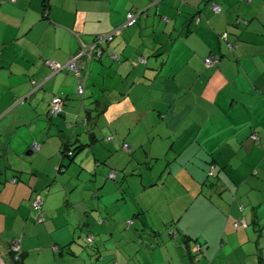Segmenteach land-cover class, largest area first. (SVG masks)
<instances>
[{
  "label": "crops",
  "instance_id": "crops-1",
  "mask_svg": "<svg viewBox=\"0 0 264 264\" xmlns=\"http://www.w3.org/2000/svg\"><path fill=\"white\" fill-rule=\"evenodd\" d=\"M132 11L140 14L129 25ZM115 30L101 54L82 64L79 93L70 59ZM225 32L232 50L220 37ZM210 54L218 58L213 67L205 64ZM55 95L65 101L58 116L49 112ZM17 108L23 117L8 121ZM65 129L77 132L80 146L66 167L86 150L84 169L122 178L109 187L132 205L111 207L103 190L81 212L71 202L58 205L62 186L51 179L58 159L66 162L52 157L55 142L73 140ZM25 150L46 157L47 170L2 169L5 157L22 160ZM43 190L49 242L31 220ZM263 204L264 0H0V264H19L10 254L16 238L25 251L21 264H130L142 245L148 252L163 247L161 263L145 264H194L186 247L194 251L195 238L204 245L199 264H264V242L255 236L264 234ZM91 212L104 219L99 226L91 228ZM132 212L134 232L125 238L122 222ZM239 219L247 225L236 228Z\"/></svg>",
  "mask_w": 264,
  "mask_h": 264
},
{
  "label": "rangeland",
  "instance_id": "rangeland-1",
  "mask_svg": "<svg viewBox=\"0 0 264 264\" xmlns=\"http://www.w3.org/2000/svg\"><path fill=\"white\" fill-rule=\"evenodd\" d=\"M80 98H78V99H80ZM23 111H24L23 108H19V109L17 108V110H15V112L10 115L11 118L8 121L15 120L14 117H16V116L23 117V115H22L23 114ZM48 124H49L48 122H41L40 125L41 126H45V128H47L48 127ZM45 132H46V136H47V129H46ZM61 132H62V135L66 132V135L65 134L64 135L65 136H68V137L73 135V140L71 142L70 139L65 138L62 141V143L61 142H55L56 143V146L53 149L55 155H54V157H52L55 160H57V158H59V157L62 158V153H61V148L62 147L65 148V146L68 144L69 145L68 147L73 150L77 146V143H76V137L78 136L77 132L76 133H72V129L69 130V131L66 130V131H61ZM59 139L61 141V138H59ZM52 141L53 140H51V142ZM38 142L40 144H42V142H41L40 139H39ZM47 152L50 153V152H52V150H48ZM85 152H86V150L78 157L79 159L78 160H74L69 167L60 166L61 159H58V164L54 167L55 169H54L53 177L51 179L52 180L51 182H53L54 179H55V181L58 180L57 183H59V185L62 186L61 191L58 192V195L59 196L56 199V200H58V205H60L62 202L65 201V207H67V206H69V204L71 202L72 203L71 206L74 207V208L77 207L76 210H78L79 212H81L85 208H87L88 205H97V204H95L96 203V199H97L96 192L97 191H101V190H103V193H104V196H105L104 197L105 198V202H109L111 207H113V206L114 207H117L118 206L117 203H120L123 206L124 205H127V206L132 205V203L129 200V198H128V202L125 203L124 198L123 199H117V196H113L114 195L113 193H115V191H114L115 189L109 187V184H111V183L116 184L122 178H120L119 180L109 179V178H106V176H107L106 174L107 173L105 174L106 176L104 175L101 178L100 175H97L94 171H87L86 169H84L85 166H86L85 165V162L88 161L87 160V154ZM66 153H68L69 155H71L72 154V151L71 150H68ZM13 157H11V156H9L8 158L5 157V159L3 161V166H2V169L3 170L6 168V166L8 165V163H11L12 165L14 164V165L20 166V167H21V164H22V166H27V167H30L33 164H35V165L39 166V168H41V170H47V168H42V167H45L46 166V161H47L46 160V157L45 158L43 156H40L39 157L35 153L29 154V151L28 150L23 151V153H22V160H12ZM63 158L65 159V162L66 163L70 161V159L67 156H65ZM83 159H85V160H83ZM58 168L61 169L60 170V173L58 172L60 174V176H59V179H56L55 176L57 174V169ZM208 176L211 177V179H210L211 182H212V179L213 180L215 179L216 173H215V169H213L212 166H210V168L208 170ZM103 181L104 182L109 181V182H108V184H105V187L99 189V186L102 184ZM211 182H209L208 184L210 185ZM125 184H126L127 189H128V186H130V183L128 185L127 179H125ZM130 189H131V187H130ZM116 190H117V188H116ZM44 191L45 190H43V192ZM117 191H118V196L120 195L119 193H123V194L125 193L121 189H118ZM129 191L131 193H134L131 190H129ZM43 192H42V200L44 202V200L46 199V197H48V195H46L45 192L44 193ZM216 197L218 198V196H216ZM35 199H36V197L33 200L35 201ZM230 200L231 201L229 202V206L235 201L234 200V196L231 197ZM68 202H69V204H68ZM32 205H33V203H32ZM32 205H31V207H32ZM262 208H264V204L262 205ZM43 210H44V207H43ZM34 211L36 212V214H41V209L36 208ZM119 211H120V209H119ZM44 212H45V210H44ZM262 212H263V216H264V211H262ZM89 218L93 221V225L91 226V228L100 225V216H98L96 214H93L91 212ZM130 218H132V219L135 218L134 217V212H132L130 214ZM136 218H135V220H136ZM108 220H106L105 223H108ZM121 221H122L121 219H118L117 220V223H119ZM127 221H128V219H124L123 220L122 223H124V229H121L120 234L121 235H124L125 238H131V236L128 233H126V232L129 229H131L129 233L134 232V228H129L128 225H127ZM46 222H47L46 221V218L44 217V219L42 221L36 222L35 224L38 225V230L40 231L39 233L41 234L40 239H42V241H44V242H46V241L49 242L48 240L50 239V237L47 234V230L49 228H46V226H45V223ZM236 223L237 222H235V227L236 228L241 223H242V226H246L247 225V224L244 223L243 219H241V220L239 219L238 224H236ZM250 228L252 229V226L251 225H250ZM252 232L254 233L253 230H252ZM147 233L153 235L155 242H159V239H158L159 238V235L156 236V234H157L156 232L147 229ZM84 236H86V232L84 233ZM255 236H259V238H261V242H262V245H263V242H264V234L262 235V233L256 232V235ZM116 238H118V237L116 236ZM120 241H121V243L128 244V242L125 241V240H120ZM254 242H255V240H254ZM169 244H172V243L169 242ZM195 244H196L195 246H199L198 245V242L195 243ZM127 246L128 245H126V247ZM203 248H204V246H203ZM232 249H233V247L227 248V250L229 252H231ZM37 250H38V248H37ZM153 250L154 251H149L148 252V250L146 248H144V246L142 245V248H141L142 254L135 253L134 256H133V258L131 259V263L130 264H145L146 260H148L149 262L150 261L151 262H153V261L155 262V258H158L159 257V254H161V252H159V251H163V247L161 246V247H158L156 249L153 248ZM171 250H175V247H172L171 246ZM263 250H264V248H263ZM192 251H193V248H192ZM187 255L190 257V255L188 254V252H187ZM187 255H186V259L187 258L190 259ZM192 255H195V254L193 253ZM202 255H203V251H201V253L196 256V260H195L194 264H199L200 257ZM258 255L259 254H256V257L257 258H258ZM159 262L161 263V258L159 259Z\"/></svg>",
  "mask_w": 264,
  "mask_h": 264
},
{
  "label": "built area",
  "instance_id": "built-area-1",
  "mask_svg": "<svg viewBox=\"0 0 264 264\" xmlns=\"http://www.w3.org/2000/svg\"><path fill=\"white\" fill-rule=\"evenodd\" d=\"M3 2L9 1L11 3H15L18 0H2ZM159 1V0H156ZM252 1V0H249ZM212 9L216 12V13H221L222 12V7L221 5L215 3L212 5ZM140 12H135L132 11L128 14V19H127V24H134L137 22L138 20V16H139ZM121 30V29H119ZM118 30V31H119ZM117 30L113 31L110 34H106V35H102L100 37L97 38V40L95 41L94 44L92 45H86V44H82V48L80 50L79 53H77L76 55H74L68 65L67 68L71 69L72 71L76 72V73H80L79 76V87H78V92L79 93H83L84 92V76L81 74L80 68L81 65L84 64L83 61L85 59L91 60V58H93L95 55H100L101 54V48L99 47L100 44H102L103 41H108V40H112L114 35L117 34L118 32ZM226 36V34L224 35ZM96 53V54H95ZM217 62V59L214 55H210L206 58L205 64L207 67H212L215 63ZM50 66L55 70V71H59L60 69H62L63 67L61 65H59L58 63H54V62H50L49 63ZM64 98L62 96H55L53 97L52 101H51V107H50V114L52 116H58L61 115L63 110H64ZM38 145H35L34 148H38ZM124 148L126 150L129 149V144L125 143L124 144ZM109 177L113 178L115 177V172H112L109 174ZM43 203L42 200V196L40 194L36 195V199L34 201V206L36 208H41ZM131 223V221L129 222ZM238 224V221L237 223ZM93 240V237H90V241ZM12 248L15 252H17V254L19 255V252H21V242L20 239H15L13 241L12 244ZM57 250V248H54ZM199 250V246L195 247V251L197 252Z\"/></svg>",
  "mask_w": 264,
  "mask_h": 264
},
{
  "label": "trees",
  "instance_id": "trees-1",
  "mask_svg": "<svg viewBox=\"0 0 264 264\" xmlns=\"http://www.w3.org/2000/svg\"><path fill=\"white\" fill-rule=\"evenodd\" d=\"M6 2H9V1H6ZM210 3H211V6L213 5V4H215V2H212V1H209ZM222 7V6H221ZM222 12H223V7H222ZM221 12V13H222ZM226 34V36H224ZM229 33L228 32H225V33H222L221 35H220V37L225 41V43H226V45L228 46V48L229 49H233V47L235 46V43H233V42H231V41H229V35H228ZM100 46H102V44H100ZM102 50H103V47H102ZM96 54V53H95ZM210 55H213V54H210ZM209 55V56H210ZM215 56V55H214ZM216 57V56H215ZM216 59H217V61H218V58L216 57ZM87 61V59H85L84 61H83V63H85ZM217 63V62H216ZM216 63L213 65V66H215L216 65ZM82 66V65H81ZM212 66V67H213ZM76 73V72H75ZM77 75H78V77L80 76V73H76ZM55 96H60V95H55ZM54 96V97H55ZM52 101V100H51ZM50 107H51V103H50ZM49 112H50V109H49ZM69 145L67 144L66 146H65V148L64 147H62L61 148V153H62V156L63 157H65V156H67L69 159H70V161L71 160H73V158H74V155H75V153L78 151V149L80 148V146L79 147H77V148H75V149H71V148H69L68 147ZM68 150H71L72 151V154L71 155H69L68 153H66ZM68 165V163H62V165L61 166H67ZM61 170V169H60ZM113 172H115V171H113ZM110 174V173H109ZM115 177H116V172H115ZM115 177H113V178H115ZM111 178V177H110ZM36 195H38V193L36 192ZM40 195H41V193H40ZM36 197V196H35ZM32 203H33V205H32V211L33 212H35L34 210L36 209V207L34 206V200L32 201ZM38 209H41V214H36V212H35V215L33 216V218L31 217V220L32 221H34V222H39V221H42L43 219H44V217H45V213H44V211H43V203H42V206H41V208H38ZM104 221V219L103 218H101L100 217V222H103ZM131 221V223L134 221L133 219L131 220H128L127 221V223H128V225H130L131 223H129ZM88 237H87V246L88 247H91V248H95L96 247V236L94 235V234H88L87 235ZM90 237H93V240L92 241H90ZM17 239V238H16ZM15 240V239H14ZM14 240H12L11 241V244H10V254H11V258H12V260L15 262V263H19V264H21V262H22V260L25 258V251L23 250V248H22V245H21V252H19V255L17 254V252H15L14 250H13V248H12V244H13V241ZM194 240V243H197L198 242V245H199V250L197 251V252H195V251H192V248H190V247H186V250H187V252L188 253H190L191 254V256H192V258H194V259H196V256L198 255V254H200L201 253V251H204V248H203V243L202 242H200V241H198V239L197 238H195V239H193ZM197 241V242H196ZM54 248H57V250L56 249H54L55 250V252L56 253H59V252H61L62 250V248L60 247V246H55ZM195 254V255H192V254ZM112 264H117V262H114V263H112Z\"/></svg>",
  "mask_w": 264,
  "mask_h": 264
}]
</instances>
